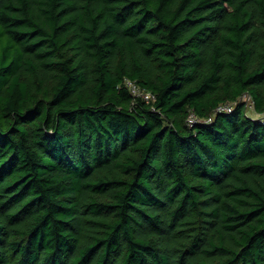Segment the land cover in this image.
<instances>
[{"label": "trees", "instance_id": "16d2710c", "mask_svg": "<svg viewBox=\"0 0 264 264\" xmlns=\"http://www.w3.org/2000/svg\"><path fill=\"white\" fill-rule=\"evenodd\" d=\"M0 264H264V0H0Z\"/></svg>", "mask_w": 264, "mask_h": 264}, {"label": "built area", "instance_id": "2783aa9c", "mask_svg": "<svg viewBox=\"0 0 264 264\" xmlns=\"http://www.w3.org/2000/svg\"><path fill=\"white\" fill-rule=\"evenodd\" d=\"M125 84L127 85V87L130 89V91L135 95V96H141L143 97L146 101H151V100H154L155 99V95H153L151 92L149 91H145V90H142L138 85L137 83H135L134 81L130 80V79H126L125 81ZM248 94H245L243 95L246 96ZM250 97V95H248ZM251 99V97H250ZM252 101V100H251ZM236 102H234L233 104H231V102H229L228 104H222L221 106H219L215 112H230L233 110L234 106H235ZM253 106V104H252ZM189 122L191 123H194V122H209L211 121V118L210 119H207V120H198V118L192 114L189 116Z\"/></svg>", "mask_w": 264, "mask_h": 264}, {"label": "rangeland", "instance_id": "374dc122", "mask_svg": "<svg viewBox=\"0 0 264 264\" xmlns=\"http://www.w3.org/2000/svg\"><path fill=\"white\" fill-rule=\"evenodd\" d=\"M252 99H250V97L248 95L246 96H242L241 98H239V102L240 103H244L246 104L247 106V112H248V115L252 116V117H257V116H260L258 113H256L253 109V106H252ZM235 102V101H234ZM234 102H231V104H233Z\"/></svg>", "mask_w": 264, "mask_h": 264}, {"label": "clouds", "instance_id": "9594fccd", "mask_svg": "<svg viewBox=\"0 0 264 264\" xmlns=\"http://www.w3.org/2000/svg\"><path fill=\"white\" fill-rule=\"evenodd\" d=\"M252 104H253V102H252Z\"/></svg>", "mask_w": 264, "mask_h": 264}]
</instances>
